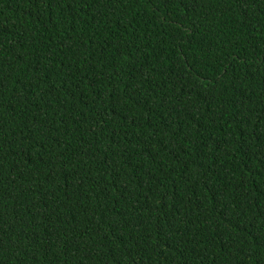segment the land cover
Wrapping results in <instances>:
<instances>
[{"label": "trees", "instance_id": "16d2710c", "mask_svg": "<svg viewBox=\"0 0 264 264\" xmlns=\"http://www.w3.org/2000/svg\"><path fill=\"white\" fill-rule=\"evenodd\" d=\"M0 264H264V0H0Z\"/></svg>", "mask_w": 264, "mask_h": 264}]
</instances>
